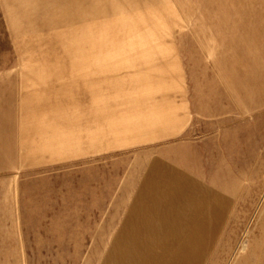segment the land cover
<instances>
[{
  "label": "rangeland",
  "instance_id": "1",
  "mask_svg": "<svg viewBox=\"0 0 264 264\" xmlns=\"http://www.w3.org/2000/svg\"><path fill=\"white\" fill-rule=\"evenodd\" d=\"M0 264H264V0H0Z\"/></svg>",
  "mask_w": 264,
  "mask_h": 264
}]
</instances>
